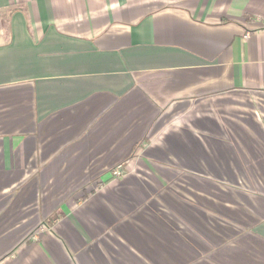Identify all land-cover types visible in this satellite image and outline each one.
<instances>
[{"label":"crops","instance_id":"crops-1","mask_svg":"<svg viewBox=\"0 0 264 264\" xmlns=\"http://www.w3.org/2000/svg\"><path fill=\"white\" fill-rule=\"evenodd\" d=\"M0 264H264V0H0Z\"/></svg>","mask_w":264,"mask_h":264},{"label":"built area","instance_id":"built-area-1","mask_svg":"<svg viewBox=\"0 0 264 264\" xmlns=\"http://www.w3.org/2000/svg\"><path fill=\"white\" fill-rule=\"evenodd\" d=\"M117 167V168H116ZM115 167V170L111 173L113 178L123 177L124 171H122V165H118Z\"/></svg>","mask_w":264,"mask_h":264},{"label":"rangeland","instance_id":"rangeland-1","mask_svg":"<svg viewBox=\"0 0 264 264\" xmlns=\"http://www.w3.org/2000/svg\"><path fill=\"white\" fill-rule=\"evenodd\" d=\"M116 166H118V165H116ZM115 166V167H116ZM115 167L114 168H111L110 170H109V172H110V174L115 170ZM117 168V167H116ZM122 171H124V174H123V176H125L126 175V173L128 172V169H126L124 166H122ZM100 188H102V185H99V186H96V189L95 190H98V189H100Z\"/></svg>","mask_w":264,"mask_h":264}]
</instances>
